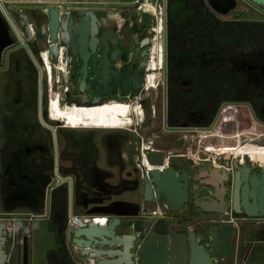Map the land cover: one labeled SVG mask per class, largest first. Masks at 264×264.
<instances>
[{"label": "flooded vegetation", "instance_id": "flooded-vegetation-1", "mask_svg": "<svg viewBox=\"0 0 264 264\" xmlns=\"http://www.w3.org/2000/svg\"><path fill=\"white\" fill-rule=\"evenodd\" d=\"M3 1L14 2L0 0V18L5 23V27H3L4 25L0 20V71L9 72L14 69L19 75H38V91L34 93L33 99L38 106L39 119L40 74L42 79L47 82L46 96L48 94V98L45 97L44 100L42 88V109L43 102L49 108L48 77L43 70L44 63L42 65L39 60L41 58L43 62V50L48 46L50 47L52 42L64 45L66 48L67 75L71 80L75 79L77 83V89H72V91L67 88L65 90L64 102L90 105L94 97H101L102 103L105 101L130 103L129 105L135 106L133 107L134 110L137 108L136 105L141 111L143 110L140 120L136 115H132L131 119L133 118L132 121L134 122L126 128L137 134L133 142L132 140L129 141L131 142L129 152L138 170L134 181L139 182L141 189L140 201L136 207L131 206L130 219L127 222L123 221L119 216L121 224L118 227L119 233L134 236L131 240V252L133 253L131 262L134 257H137L141 264L138 252L142 251L143 264H191L193 250L197 255L199 251L211 253L214 248L219 246V241L222 238L221 227L223 225H232L233 227L229 236V245L232 252L237 249L239 253L245 248L246 243L248 244H246L248 249H252L256 243L262 241L258 238L253 239L250 236L254 232L257 234L264 232V216L260 214L258 198L256 196L255 201L251 196L252 184L255 186V193L259 192L261 186L264 185V161L259 160L253 153L255 147H264V100L261 101L257 112L254 111L251 102L247 100L241 102H246L250 107L245 104L240 105L248 108L252 120L259 126L257 132L245 130L234 136L219 135L228 138L248 135L245 136L244 142L240 144L214 149L204 145L201 149L198 146L200 136L195 138L193 137L194 134L191 133L177 136L175 138V141L178 142L177 147H160L158 143L163 141L165 137L163 133H160L161 124L159 122L161 117L163 118V129L170 133L200 131L201 128H209L213 123L210 126L180 125L179 122L182 121L183 112L180 107L169 102L168 94L167 100L165 99L164 79L163 101L161 99V88H159L161 84L148 85L147 77L151 73L150 61L153 36H155L153 26L156 22L155 17L152 15L138 11L139 7H137V4L139 0L90 2L89 4L97 3V5L74 6L69 9L59 8L56 5H45L44 3H41L43 4L41 7H39L40 3H35L34 5H21L23 7L20 9L14 7L16 5H12L8 9ZM104 3H106V6L102 5ZM54 8L59 10V29L56 39L52 40L49 21L51 10ZM28 13L35 19V23L30 22ZM84 17L89 18V39L92 37L93 21H95L98 29V33L95 36L97 38L95 50L93 51L88 44L89 55L86 61L82 56L79 36V27L84 22ZM38 22H41L40 29ZM8 28L11 30L12 37L10 38L12 41H9L6 34ZM26 30L31 34L30 38L27 39L28 41L22 35ZM105 36L106 39H104ZM21 38L25 45L22 44ZM41 38L45 40L46 44L48 43L44 49L39 47ZM22 49H26L25 55L27 59L24 65L20 61L11 60V55ZM105 49L108 81L105 92H102L103 80L100 74ZM85 66L88 77L87 85L86 90L81 92L79 86ZM164 68L162 72H164ZM112 75L116 77L115 87L111 85ZM94 77L97 80L95 87L91 83ZM123 80H125V87L122 84ZM255 90L259 91L264 99V88ZM83 98L88 100L84 101ZM227 106L231 105H226L225 107ZM224 108L217 121L222 112H224ZM170 114L176 116L177 121L175 124H169ZM47 125L46 128L49 127V124ZM42 139L44 140L45 137L42 136ZM195 139L198 141H195ZM189 140L190 142L195 141L193 148L188 147L189 144L186 141L189 142ZM253 140H257L258 144L256 146L249 144ZM147 143H149V146ZM36 146L40 151L45 150V146L42 144H37ZM30 151L25 150L26 153ZM148 153H161L162 162L158 167L153 166L148 161ZM151 166L152 168H150ZM168 168H172L176 172V182L180 181V177L182 178L185 172H187L189 177L187 187L181 184L180 190L176 189V187L172 190L170 199L174 204H178L175 193L183 192L187 189L186 201L176 210H172L167 205L169 197L163 191L160 196H157L156 186L150 176V171L153 169L163 171ZM212 173H218L217 185L215 186L211 185L209 181ZM147 178H149L153 188V198L150 200L145 195V181ZM56 181L57 178L54 179V183ZM180 197L184 198V196ZM214 203L217 205L221 204L222 211L205 210L203 204L211 205ZM156 208H160L161 211L157 217L154 213H157ZM251 211H259V214H251ZM160 220H163L165 227L163 231H157L156 229ZM214 233L216 234V239H214ZM86 259L88 260L89 258ZM218 262L219 260H214L213 264H218ZM236 263H238V260Z\"/></svg>", "mask_w": 264, "mask_h": 264}, {"label": "rangeland", "instance_id": "rangeland-1", "mask_svg": "<svg viewBox=\"0 0 264 264\" xmlns=\"http://www.w3.org/2000/svg\"><path fill=\"white\" fill-rule=\"evenodd\" d=\"M8 1H14H3L8 9L12 5L20 9L23 7L21 5H34L39 0ZM40 1L47 2L45 5H49L48 3L59 0ZM78 1L87 2L86 6H96L97 3H89L108 0ZM166 3L167 0L160 1L164 7V46L168 21V15L165 13ZM206 3L218 17L224 20H264V8L250 0H206ZM41 5L40 3L39 7ZM102 5L106 6V3ZM188 16L189 12L180 8L177 14L172 15V26L180 27ZM28 17L31 23H35L31 14L28 13ZM0 20L4 25L2 18ZM40 26L41 22H38L39 29ZM6 34L9 41H12L9 28ZM22 35L27 40L31 34L26 30ZM46 46L45 40L41 38L40 49ZM61 46L64 47V45ZM25 52L26 49L16 51L11 55V60L20 61L24 65L27 59ZM39 61L43 65L41 58ZM182 61H195L203 68L212 66L216 62H226L235 73L242 75L244 89L249 91L264 88L263 44H249L241 47L226 40L220 48L204 50L187 56ZM162 64L164 65V56ZM43 70L45 71V68ZM66 79L68 82L65 88L67 86L69 90H72L77 87L75 79L71 80L68 76ZM163 79L162 72L161 86H159L162 101L164 99ZM42 88L45 100V97L48 98L45 80H43ZM37 89V74L19 75L14 69L9 72L0 71V220L9 223L7 240L3 243V248L9 255L5 264H48L47 252L56 247L54 234L49 229L51 192L56 187L53 186L54 179H56L55 169H58L62 176H71L73 179V213L79 216V219L120 216L123 221L127 222L130 219L131 206L139 205L141 196L139 182L134 181L138 170L129 152L131 146L129 141L133 142L137 134L123 128L61 126L60 121L50 118L45 102H43V121H41L38 116V106L33 99ZM27 105L31 108H27ZM182 115L180 125L197 124L193 123L185 113ZM159 123L161 124L160 133H163L165 137L158 143V146L168 148L178 146V142L175 141L177 136L191 133L195 138L200 136L198 146L201 149L204 145L209 148H225L224 146L244 142L245 136L248 135H239L236 138L221 136H234L245 130L257 132L259 129V126L252 120L248 108L240 105L225 107L211 131L170 133L163 129L162 117ZM45 124H49V127L46 128ZM54 134L56 139L53 138ZM42 136L45 137L44 140ZM203 136L207 137L203 139ZM195 141L198 140L195 139ZM195 141L190 142L189 140L186 143L189 144V148H193ZM37 144L44 145L45 150H38ZM249 144L256 146L258 143L257 140H253ZM28 147L31 151L26 153L25 150ZM56 157L59 161L57 167ZM3 177L10 184L6 192L1 189ZM42 181L47 182L46 185H43ZM156 211L155 216L157 217L160 208H156ZM66 234L67 245L72 256L77 263L83 264L81 256L86 257V255L72 247L73 235L69 238L67 231ZM250 237L262 241L256 243L252 249H248L246 243L245 248L239 253L235 249L230 256L219 260L218 264H264V232L259 234L254 232ZM237 260L238 263H236Z\"/></svg>", "mask_w": 264, "mask_h": 264}, {"label": "trees", "instance_id": "trees-1", "mask_svg": "<svg viewBox=\"0 0 264 264\" xmlns=\"http://www.w3.org/2000/svg\"><path fill=\"white\" fill-rule=\"evenodd\" d=\"M186 9L189 16L180 27L171 24L172 15ZM167 70L168 100L180 107L195 126H210L227 102L247 100L257 112L264 100L257 90L243 88V77L226 62H216L206 68L183 58L204 50L217 49L226 41L238 46L264 45V20H224L212 11L206 0H167ZM27 108H31L27 105ZM169 115V124L176 123ZM43 182V181H42ZM47 182H43L46 185ZM10 184L3 177L1 189ZM68 184L56 186L51 192L49 229L54 234L56 247L48 250V264H79L67 245Z\"/></svg>", "mask_w": 264, "mask_h": 264}, {"label": "water", "instance_id": "water-1", "mask_svg": "<svg viewBox=\"0 0 264 264\" xmlns=\"http://www.w3.org/2000/svg\"><path fill=\"white\" fill-rule=\"evenodd\" d=\"M254 4L261 6L264 8V0H250ZM165 13L167 14V3L165 4ZM49 27L51 29V38L55 40L57 37V31L59 29V10L58 8H54L51 10ZM125 28H127L125 26ZM166 28V23H165ZM89 18L84 17V22L79 27V36H80V46L82 49V56L84 57L85 61L87 60V56L89 55L88 52V44L95 50V42L97 38L95 37L98 33L97 26L95 25V21L92 22V30H91V38L89 39ZM106 39V36L104 37ZM22 40V44L25 45V42ZM164 84H165V99L167 100L168 94V70H167V32L165 35V46H164ZM101 79L103 80L102 85V92H105L107 87L108 81V70H107V61H106V49L104 51L103 56V66L101 70ZM87 71L86 66L83 69V76L81 77L80 81V91L84 92L86 90L87 85ZM96 77L91 80L93 87L96 86ZM123 86L125 87V80L122 81ZM42 85L43 79L42 75L40 74L39 78V95H40V102H39V112H40V119L43 121L42 118ZM111 85L115 87L116 85V77L112 75ZM84 101H87V98H83ZM101 97H94L92 103L90 105H99L101 104ZM249 105L246 102L241 101H232L227 102L222 105L218 115L216 116L212 126L201 128V130H210L213 128L214 124L216 123L222 109L226 105ZM86 105V104H81ZM250 107V105H249ZM47 125V124H45ZM48 126V125H47ZM53 138L56 139V135H53ZM56 147V146H55ZM27 151H30V148H27ZM148 161L155 167L161 164V153H148L147 154ZM56 167L58 166V157L55 160ZM55 174L57 181L53 184V186H59L63 183H68V214L70 218V222L67 228L68 237L71 238L73 235L72 243L81 247V253L86 255L89 258L91 264H132L131 258L133 253L131 252L132 243L131 240L134 238L133 235L130 234H122L119 233L118 227L121 224V219L119 216L107 217L106 222L97 223L95 220L91 222L79 219V216L73 213V179L72 177H62L58 171L55 169ZM150 176L152 178L153 184L156 186L155 191L157 196H160L161 192L163 191L166 196H168L167 205L171 207L172 210L179 209L182 204L187 199V189L183 192H176L175 196L178 200V204H174V202L170 199L172 194V190L176 187V189L180 190V186L187 187L188 185V175L187 172L184 173L182 178L180 177V181L176 182L177 174L172 168L164 169L160 171L159 169H153L150 171ZM218 173H212L210 175L209 181L211 185H217ZM52 186V187H53ZM251 189V196L253 200L256 201L255 197L257 196L258 206L260 210V214L264 216V185L261 186L260 191L255 193V186L252 184ZM152 184L149 178L145 181V195L150 200L153 198L152 193ZM180 196H184L182 199ZM181 198V199H180ZM206 211H222L221 204H203ZM259 212V211H258ZM257 211H251V214L257 215L259 214ZM162 221V222H161ZM71 222H75L77 228L73 229L71 226ZM232 225H223L221 227V235L222 238L219 241V246L214 248L211 253H202L201 251L198 252V255L195 254L193 250L191 255V264H213L214 260L225 259L231 255L232 249L229 245V236L232 230ZM157 231H163L165 229L163 225V220H160L156 226ZM73 230V231H72ZM214 239H216V234L214 233ZM7 240V225L2 222L0 223V264H5L8 260L9 255L6 253L5 249L3 248V243ZM160 244V243H159ZM72 248V247H71ZM93 256V257H92ZM138 256L141 258V264H143L144 257L142 256V251L138 252Z\"/></svg>", "mask_w": 264, "mask_h": 264}, {"label": "bare ground", "instance_id": "bare-ground-1", "mask_svg": "<svg viewBox=\"0 0 264 264\" xmlns=\"http://www.w3.org/2000/svg\"><path fill=\"white\" fill-rule=\"evenodd\" d=\"M65 1L66 0L64 1L59 0L48 4L51 6L56 5V7L64 8V9H69L74 6H82L87 4V2H79L78 0H68L66 2ZM160 1L161 0H139L137 4V7H139L138 11L152 15L153 17H155V22H156L155 25L153 26V33L155 36H153L154 38H153L152 56L150 61L151 73L147 77L148 85L151 86L156 84L159 85L161 84L162 69L164 67V65L162 64V60L164 56V49H163L164 48V40H163L164 7H162ZM37 3L47 4V2H43L40 0L37 1ZM42 55L44 57L43 63H44L45 72L47 73L48 84H49L48 87L49 115L52 120L60 121L61 126L70 127V128L126 129L128 128L129 125H131L134 122L132 121L133 118L131 119L132 115H136V117L140 120L143 114L142 112L143 110L141 111L138 105H136L137 108L134 110L133 107L135 106L129 105L130 103L127 104L117 101H107V102L105 101L99 105H79L75 103L71 104L64 102L63 96L65 95L66 92L65 90L67 88V86L65 88V84L66 82H68L66 79V77L68 76L66 60H65L66 48L62 47L58 43L52 42L50 47L48 46L43 50ZM55 69H56V74H55ZM206 137L207 136H203L202 138L205 139ZM143 148L145 147L143 146ZM210 149H214V148H210ZM254 154L256 157L259 158V160L264 161V147L255 148ZM150 168H152V166ZM160 212L161 211H159L158 213ZM81 219L85 221H89L91 217H83ZM5 224L9 226L8 222H5ZM71 226L73 227V229L77 228L75 222H71ZM72 247L78 250L82 249L81 247L75 244H73ZM81 258L83 264H91L86 259L87 257L81 256Z\"/></svg>", "mask_w": 264, "mask_h": 264}, {"label": "built area", "instance_id": "built-area-1", "mask_svg": "<svg viewBox=\"0 0 264 264\" xmlns=\"http://www.w3.org/2000/svg\"><path fill=\"white\" fill-rule=\"evenodd\" d=\"M92 219L95 220L97 223H102V222H106L107 217H93V218L89 219L88 222H91ZM98 220H100V221H98ZM1 222H3V220H0V223ZM132 264H140L139 263V259L137 257H134L133 260H132Z\"/></svg>", "mask_w": 264, "mask_h": 264}]
</instances>
